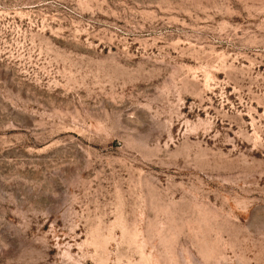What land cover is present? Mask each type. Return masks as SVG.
I'll use <instances>...</instances> for the list:
<instances>
[{"label": "rangeland", "instance_id": "1", "mask_svg": "<svg viewBox=\"0 0 264 264\" xmlns=\"http://www.w3.org/2000/svg\"><path fill=\"white\" fill-rule=\"evenodd\" d=\"M0 264H264V0H0Z\"/></svg>", "mask_w": 264, "mask_h": 264}]
</instances>
